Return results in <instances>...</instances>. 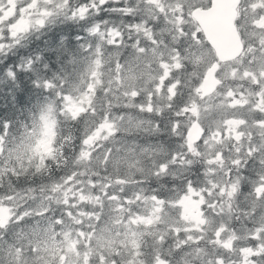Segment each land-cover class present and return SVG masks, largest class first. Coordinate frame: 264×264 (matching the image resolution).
<instances>
[{"label": "clouds", "instance_id": "9594fccd", "mask_svg": "<svg viewBox=\"0 0 264 264\" xmlns=\"http://www.w3.org/2000/svg\"><path fill=\"white\" fill-rule=\"evenodd\" d=\"M104 2L108 6L99 12L91 9V0L88 7H83L84 0L5 5L9 12L17 6L24 11L0 23V203L12 209L8 221L0 224V264H35L31 249L39 247L38 237L51 231L63 204L62 193L41 189L69 175L83 173L81 181L95 177L101 182L109 177L115 190L133 196L140 189L155 190L165 192L166 200L187 195L200 204L186 202L205 221L202 226L190 216L184 219L189 213L183 207H172L176 225L201 227L205 239L177 246L180 238L168 234L162 244L153 245L161 257H168L167 264H208L220 251L208 243L207 233L220 219L213 212H222L238 232L251 223L254 207L264 205V189L257 191L264 182V134L249 139L248 128H243L241 140H221L216 135L219 122L209 127L190 114L177 119L176 109L169 107L175 102L167 93L148 96L162 73V61L170 71L176 62L181 64L177 79L218 62L216 50L198 35L195 15L212 7V0H158L163 11L142 0ZM118 7L131 11H111ZM216 7L230 14L235 30L230 59L221 64V87L226 88L233 82L225 74L237 60L247 58L249 48L264 54V0H223ZM130 23L140 30H130ZM117 34L121 38L114 44ZM137 40L143 45H136ZM197 58L199 63L194 62ZM72 104L83 110L74 116ZM105 119L111 133L101 130L93 144L84 145ZM45 123L50 126L47 135ZM194 124H199L198 133ZM39 139L50 140L52 152L38 169L39 159L31 152L24 155V148ZM84 151L87 157L81 155ZM117 178L126 183L116 184ZM150 204L141 193L137 208L143 213ZM260 219L264 221V211ZM189 235L199 233H185ZM196 248L202 251L196 253Z\"/></svg>", "mask_w": 264, "mask_h": 264}, {"label": "snow or ice", "instance_id": "6c2138e0", "mask_svg": "<svg viewBox=\"0 0 264 264\" xmlns=\"http://www.w3.org/2000/svg\"><path fill=\"white\" fill-rule=\"evenodd\" d=\"M17 3L18 0H0V23L13 21L20 16L24 11L23 6L14 7L13 12L5 7L6 4ZM142 3L156 5L159 11H163L159 8L158 0H142ZM218 3H223V0H212V7L195 14L200 28L198 35L201 39L206 37L210 47L216 50L218 62L210 63L204 71L191 75L185 73L177 79L176 73L180 71L181 64L176 62L172 66L174 71H170L169 64L162 61V73L155 82L154 91H149L148 96L154 99L156 93H167L168 99L175 102L170 103L169 107L176 109L177 119L190 114L194 120L209 127L219 122L222 127L216 135L221 140H241L243 128H248L246 134L251 139L254 135L264 134V54L258 49L249 48L247 58L237 60L230 74H225L233 84L221 87V75L224 73L221 64L230 59L227 53L233 48L235 30L231 27L230 14L218 10ZM88 5L89 0H84L83 7ZM97 5L100 7L97 8ZM107 6L104 0H91V9L98 12ZM111 11L128 15L131 10L118 7ZM100 18L103 19L102 16ZM128 27L130 30L134 27L140 30L134 23ZM120 38V34H117L113 43L118 44ZM143 43L141 40L135 41L138 46ZM261 44L264 45V41ZM139 50L143 52L144 48L140 47ZM194 62L199 63L200 58ZM132 95L135 97L137 93L133 92ZM82 110L77 104L69 107L74 116ZM41 119L47 121V117L42 116ZM193 128L199 132V124H194ZM101 130L111 133L112 125L107 119L94 135L83 140V144H93ZM44 132L45 135L50 132L47 123ZM191 141L189 135V147ZM50 143V140L39 139L34 145L24 148V155L33 153L39 159V169L45 164L43 157L52 152ZM81 155L87 157L88 152H81ZM215 156L216 153H212V157ZM17 159H23L19 152ZM209 163H212V159ZM80 175L83 173L69 175L47 189H41L48 193H62L63 204L54 217L51 231L38 237L39 247L31 249L36 253L35 264H167L168 257H161L153 245L162 244L168 234L180 238L177 246H183L185 241L195 244L205 239L203 228H181L174 223L170 214L172 207H183L189 213L184 219L190 216L198 226L204 225L205 221L198 214H193L186 202L194 207L201 205L195 200L189 201V196L166 200L164 197L167 194L163 191L144 192L143 189L136 191L133 196L124 189L115 190L109 177H105L103 182L95 177L81 181ZM115 182L126 183L119 178ZM262 189L264 182L257 187V191ZM187 191L191 193L192 188L189 187ZM141 193L151 200L148 210L143 213L137 208L141 204ZM261 211H264V205L255 206L251 223L241 225L238 232L236 225L226 222L222 212L214 211L213 215H219L220 219L213 230L207 233V237H210L208 243L218 246L220 251L208 264H260L264 261V221L260 219ZM11 213L10 206L0 203V224L7 222ZM193 231H198V237H185V233ZM239 236L244 239H239ZM195 251L200 253L202 249L196 248Z\"/></svg>", "mask_w": 264, "mask_h": 264}]
</instances>
